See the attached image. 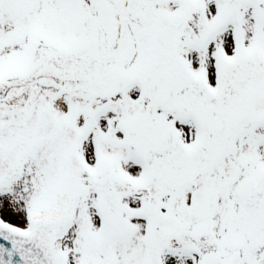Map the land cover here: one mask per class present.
Instances as JSON below:
<instances>
[{
  "label": "snow or ice",
  "instance_id": "obj_1",
  "mask_svg": "<svg viewBox=\"0 0 264 264\" xmlns=\"http://www.w3.org/2000/svg\"><path fill=\"white\" fill-rule=\"evenodd\" d=\"M0 264H264V0H0Z\"/></svg>",
  "mask_w": 264,
  "mask_h": 264
}]
</instances>
